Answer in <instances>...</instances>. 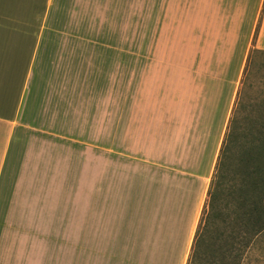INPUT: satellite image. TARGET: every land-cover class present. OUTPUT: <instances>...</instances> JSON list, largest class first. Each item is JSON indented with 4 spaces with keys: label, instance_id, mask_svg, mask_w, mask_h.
<instances>
[{
    "label": "crops",
    "instance_id": "obj_1",
    "mask_svg": "<svg viewBox=\"0 0 264 264\" xmlns=\"http://www.w3.org/2000/svg\"><path fill=\"white\" fill-rule=\"evenodd\" d=\"M107 1L157 18L149 55L92 24ZM255 50L264 0H0V264H55L65 207L68 264H184Z\"/></svg>",
    "mask_w": 264,
    "mask_h": 264
},
{
    "label": "trees",
    "instance_id": "obj_2",
    "mask_svg": "<svg viewBox=\"0 0 264 264\" xmlns=\"http://www.w3.org/2000/svg\"><path fill=\"white\" fill-rule=\"evenodd\" d=\"M248 115L244 124L238 104L232 112L187 264H226L240 238L250 243L264 232V112ZM227 173L238 187L220 186Z\"/></svg>",
    "mask_w": 264,
    "mask_h": 264
},
{
    "label": "rangeland",
    "instance_id": "obj_3",
    "mask_svg": "<svg viewBox=\"0 0 264 264\" xmlns=\"http://www.w3.org/2000/svg\"><path fill=\"white\" fill-rule=\"evenodd\" d=\"M142 4V3H141ZM140 4V5H141ZM157 23L156 17H135L134 23L132 22L131 16L126 15H116L115 14V1H107V8L97 4L93 8L92 14V24L95 26H102L108 30L109 43L115 41V35L117 33L118 43H122L126 47L125 53L131 52L132 48L135 47V53L139 56L149 55L151 47L156 38L157 32L154 30ZM151 29V30H149ZM117 31V32H116ZM174 54L178 53L172 51ZM253 52V51H252ZM161 54H170L168 49L162 50ZM251 53L249 54V56ZM248 56V57H249ZM237 79H235V84L227 98V111L221 112L220 117V128H219V139H220V150L227 132L230 118L235 106L238 104L239 107V119L242 123L244 118L248 115V112H264V53L256 52L252 55V60L248 62V58L243 65L239 75L237 73ZM240 137V136H239ZM242 137V136H241ZM240 137V138H241ZM242 139V138H241ZM233 173H227V176L221 180V185L224 183L223 187H238V181ZM82 199V197H81ZM204 200V205L206 203ZM69 202L70 199H68ZM68 201L66 200L65 203ZM203 205V207H204ZM76 209H73V215ZM203 211V209H202ZM202 211L199 217V221L202 215ZM58 223L55 225V264H68L69 258L68 251L70 248L83 247L82 239L70 238L69 225L67 223V207L61 210L60 216H58ZM196 230L198 228V224ZM222 228L223 225H222ZM81 231V229H78ZM195 230V232H196ZM231 231V229H228ZM77 234H73V237ZM247 238H249L247 236ZM87 246V244H86ZM89 246H95V241L89 242ZM121 246L125 248V251L131 252V250H126V248L132 247L131 233L126 234L121 241ZM191 247L188 250V254L185 257L184 264L188 263ZM233 255H230V259L226 264H264V232L258 238L256 237L253 241L243 240L240 238L239 243L235 246L232 251ZM107 259L108 263H132L139 262L141 257H136L132 254L123 256H104L103 261ZM145 258V257H143ZM161 264H176V258L173 256H162L159 257ZM157 258V259H159ZM184 257H180L182 260ZM197 264H212L210 260H202ZM217 264H224L220 258L217 260Z\"/></svg>",
    "mask_w": 264,
    "mask_h": 264
}]
</instances>
